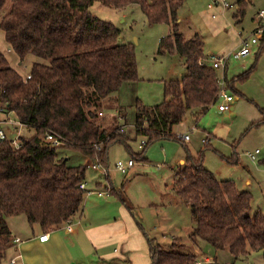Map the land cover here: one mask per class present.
Returning <instances> with one entry per match:
<instances>
[{
  "label": "trees",
  "instance_id": "obj_1",
  "mask_svg": "<svg viewBox=\"0 0 264 264\" xmlns=\"http://www.w3.org/2000/svg\"><path fill=\"white\" fill-rule=\"evenodd\" d=\"M94 2L115 9L136 4L149 25L168 24L170 33L159 40L157 54L176 53L183 60L185 73L180 79L164 81L161 103L144 106L134 98L132 134L124 130L126 108L118 93L124 84L138 81L134 47L123 41L112 23L90 11ZM250 2L237 0L233 19L240 22ZM183 3L0 0V31L7 46L21 61L28 55L45 61L34 62L30 78L24 80L0 50V106L27 130H34L31 136L18 137V148L12 144L11 128L7 130L11 136L7 134L0 143V264H11L7 252L15 245L8 218L23 215L30 227L48 233L65 226L82 210L86 191L79 185L85 182L87 167L68 166L58 157V148L44 141L47 133L59 135L64 140L61 147L103 166H107L114 145L123 146L133 161L143 162L154 143L180 141L173 128L187 112L198 116L217 103L219 74L206 62L203 39L197 33L185 39L178 32V10ZM263 49L264 30L257 54ZM247 76L229 80L224 72L227 91L236 92L235 80ZM259 114L253 125L264 123V109H259ZM137 139L141 149L134 153L130 143ZM206 148L195 154L185 148L184 163L171 169L175 202L189 209L194 222L190 238L200 239L214 250H227L235 260L250 251H262L264 260V214L251 213V193L239 190L231 180H218L204 166ZM226 161L237 162L234 157ZM259 164L264 167V159ZM105 179L113 193L114 185ZM116 195L124 204L119 191ZM147 242L151 264L200 261L194 253L179 250L182 243L178 238L172 239L171 250L162 249L153 239L147 238ZM205 264L219 263L212 260Z\"/></svg>",
  "mask_w": 264,
  "mask_h": 264
},
{
  "label": "rangeland",
  "instance_id": "obj_2",
  "mask_svg": "<svg viewBox=\"0 0 264 264\" xmlns=\"http://www.w3.org/2000/svg\"><path fill=\"white\" fill-rule=\"evenodd\" d=\"M236 1L226 0L231 8L214 10L216 15L214 19L210 16L213 11L210 12L206 7L208 0H184L183 6L178 10V32L183 38L189 39L197 33L203 39L206 57L228 56L227 79L248 75L244 80H235L236 92L232 90L228 92L233 98L232 109L228 114L219 112L217 106L223 102L219 99L204 114L194 116L187 112L182 122L174 126L173 132L177 139L185 134L189 135V141L167 140L154 143L146 151L147 160L134 161L133 167L124 174L117 172L114 165L117 161L126 163L130 156L123 146H112L108 152L107 168L109 174L116 180L117 188L115 187L113 193L109 192L107 197L133 209L138 220L128 214L138 230L144 236L149 234L153 237L154 243L164 250H171L172 239L178 238L182 243L179 250L194 253L200 261L207 257L219 264H264L262 251H250L246 257L235 260L227 250H214L200 239L193 241L190 235L194 229V222L191 220L190 211L186 206L176 204V197L172 191L171 166L175 167L179 159L185 158V148L191 154H195L206 146L204 166L218 180H231L239 190L251 193L253 197L251 213L259 211L264 214V167L259 164V161L264 159V123L253 125L260 118L259 109H264V49L257 54L260 38L254 35L258 26L256 14L261 10L264 12V0H251L240 22L232 17ZM90 11L98 18L112 23L120 30L123 41L131 43L134 47L138 81L124 84L118 93L121 105L126 108L127 124L124 130L132 134L135 118L134 98L139 99L144 106L161 103L164 99V81L180 79L185 73L183 60L176 53L157 54L159 40L170 33V26L166 23L149 25L138 5L130 4L123 9H115L94 2ZM253 37L258 39L257 44L251 47V52L238 59L234 58L242 43L250 41ZM8 48L0 31V50L11 67L23 78L29 74L34 62H45L32 55L21 61ZM217 72L221 75L222 71ZM17 132L19 136L34 134L33 129L26 128H19ZM207 132L213 136H210L209 145H204L201 141ZM8 135L11 136L10 133ZM161 143H164L163 147ZM130 146L134 153L139 152L140 140L130 143ZM255 150L260 153L256 156L257 160L252 161L247 154ZM57 155L65 159L68 166L87 167L85 182L88 188H96L97 181L101 185L98 186L100 190L110 185L104 176H100L99 172L89 167V164L96 162L88 161L81 153L59 147ZM231 157L236 159V164L226 161ZM166 158H169V164L164 162L163 159ZM111 176L106 178L108 177L114 185ZM118 191L124 204L116 195ZM85 197L96 196L85 194ZM127 206L125 209L128 212ZM7 222L10 228L17 229L22 225L30 228L23 215L8 218ZM137 222H140V226ZM12 249L7 252V261L13 255Z\"/></svg>",
  "mask_w": 264,
  "mask_h": 264
},
{
  "label": "crops",
  "instance_id": "obj_3",
  "mask_svg": "<svg viewBox=\"0 0 264 264\" xmlns=\"http://www.w3.org/2000/svg\"><path fill=\"white\" fill-rule=\"evenodd\" d=\"M209 2L210 0H208ZM207 9L210 12L213 11L210 15L211 18L213 14L215 15L214 10H224L220 7L213 9L207 7ZM207 59L208 57H206V62H208ZM227 69L228 67L225 71L226 77L228 75ZM232 104L233 100L230 103V110ZM229 111L221 113L228 114ZM205 136H208L210 141V136L212 137L213 134L207 132ZM189 140L190 137L186 141ZM163 146L164 143L161 147ZM145 157L147 158V153ZM163 160L169 164V158ZM183 163L184 158H181L178 160L177 165L175 167L171 166L170 169H174ZM108 176L111 175L108 174ZM111 179L114 188H117L116 180L113 176H111ZM84 183L86 195L96 197L84 198V209L82 207L81 212L73 216L68 222L72 227V231L67 232L65 225L46 233L48 238L42 242L39 240V236L44 233L36 226L30 227L31 229L23 227V225L17 229L9 226L15 242L12 249L13 255H11L9 261L14 259L15 264H151L147 238L151 240L153 237L147 234L146 238L138 230L129 216L130 214L138 220L133 209L125 204L129 208L127 212L125 205L118 204L116 199L107 197L109 193L99 196L96 193L101 191L97 186L98 181L94 189L88 188L87 183ZM205 259L207 257H204Z\"/></svg>",
  "mask_w": 264,
  "mask_h": 264
},
{
  "label": "built area",
  "instance_id": "obj_4",
  "mask_svg": "<svg viewBox=\"0 0 264 264\" xmlns=\"http://www.w3.org/2000/svg\"><path fill=\"white\" fill-rule=\"evenodd\" d=\"M208 8H215V7H220L222 9H228L231 8V5L226 2V0H210V2L207 5ZM215 15H212V18H214ZM256 23L258 26L256 27L254 31V35H256L258 38H261L264 30V12L261 10L257 13L256 16ZM257 38V39H258ZM257 39L256 38H251L250 41H244L240 47V49L234 54V58H240L243 56L248 55L251 52V47L255 44H257ZM227 59L228 56L220 55V56H208V63L210 66L215 69V70H221V75L218 76L217 79V85H218V92H217V101L219 99H222V104H219L217 106L218 111L223 112V111H229L230 110V103L232 102L233 98L230 94H228V91L226 89V84H225V79H224V72L227 67ZM30 78V75H27L24 77V80H28ZM24 126L18 122L13 120L12 118L9 117L8 112H6L5 108L3 106H0V143L8 138V128H11L13 130L11 139H12V144L14 147L18 148V137L17 131L19 128H23ZM180 140L186 141L189 139V135L185 134L181 137H179ZM44 141L49 145L53 146L56 148L61 147L64 144V140L56 134L52 133H47L44 137ZM143 143V142H142ZM202 143L204 145L209 143L208 136H205L204 139H202ZM259 154L258 150H255L253 153H248L247 156L252 160H256V156ZM134 165V161L130 158L126 163H123L122 161H117L114 165V169L117 172L120 173H126L128 169L132 168ZM93 170H96L97 172L100 173L101 176H108L109 174V169L107 166L101 167L100 164L95 163V164H90L89 165ZM79 188L82 190H85V183H81L79 185ZM110 192V187L106 186L104 189L101 191H97L96 193L101 196L104 194H108ZM67 232L72 231L71 225L69 223L66 224L65 226ZM48 238V234L44 233L39 236L40 241H46ZM210 260L205 259L203 261H199L197 264H205L209 262ZM11 264H14V259H12Z\"/></svg>",
  "mask_w": 264,
  "mask_h": 264
}]
</instances>
